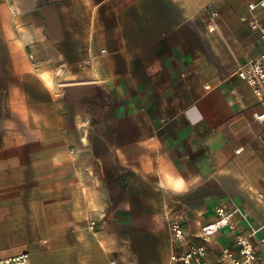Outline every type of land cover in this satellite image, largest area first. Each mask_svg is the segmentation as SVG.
<instances>
[{
    "label": "crops",
    "instance_id": "obj_1",
    "mask_svg": "<svg viewBox=\"0 0 264 264\" xmlns=\"http://www.w3.org/2000/svg\"><path fill=\"white\" fill-rule=\"evenodd\" d=\"M257 1L0 0V259L169 264L179 218L230 264L199 237L223 207L264 264Z\"/></svg>",
    "mask_w": 264,
    "mask_h": 264
},
{
    "label": "built area",
    "instance_id": "obj_2",
    "mask_svg": "<svg viewBox=\"0 0 264 264\" xmlns=\"http://www.w3.org/2000/svg\"><path fill=\"white\" fill-rule=\"evenodd\" d=\"M249 10L252 12L264 10V0L250 3ZM206 13L211 19H215L218 15L211 9H207ZM243 21H246V18H243ZM249 25L253 30H259L262 39H264V27H261L255 20L249 21ZM30 58L33 59V56L31 55ZM232 76L246 83L252 89L258 102L264 104V53L251 61L237 63ZM253 116L257 121H264V113H255ZM216 214L217 218L214 222L201 226L199 237L209 243L223 229H227L232 234L237 249H223L220 254L221 261L230 264H263L252 235L246 236L239 231L237 224L233 220L232 213L220 207L216 210ZM96 229L97 222L90 221L89 230L95 232ZM169 231L173 247L169 264H210L207 247L190 242L188 234L185 231V224L181 219H172L169 224ZM29 262L30 256L28 254L0 259V264H29Z\"/></svg>",
    "mask_w": 264,
    "mask_h": 264
}]
</instances>
